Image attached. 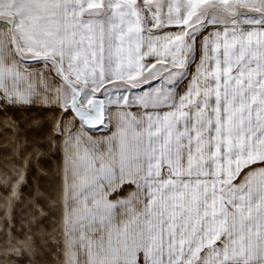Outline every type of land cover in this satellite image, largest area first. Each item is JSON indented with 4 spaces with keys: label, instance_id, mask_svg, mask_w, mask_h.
<instances>
[{
    "label": "snow or ice",
    "instance_id": "1",
    "mask_svg": "<svg viewBox=\"0 0 264 264\" xmlns=\"http://www.w3.org/2000/svg\"><path fill=\"white\" fill-rule=\"evenodd\" d=\"M0 264H264V0H0Z\"/></svg>",
    "mask_w": 264,
    "mask_h": 264
}]
</instances>
